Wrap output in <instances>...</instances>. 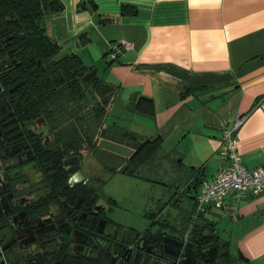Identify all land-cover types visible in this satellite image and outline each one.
Returning a JSON list of instances; mask_svg holds the SVG:
<instances>
[{
    "label": "crops",
    "instance_id": "1",
    "mask_svg": "<svg viewBox=\"0 0 264 264\" xmlns=\"http://www.w3.org/2000/svg\"><path fill=\"white\" fill-rule=\"evenodd\" d=\"M60 1L64 11L43 20L46 32L60 54L79 55L115 88L107 122L116 109L138 121L136 133L157 138L180 173L171 187L192 200L196 229H211L239 264H264V190L228 194L221 208L194 215L201 182L226 164L221 131L237 115L245 116L236 131L243 165L264 166V0Z\"/></svg>",
    "mask_w": 264,
    "mask_h": 264
},
{
    "label": "flooded vegetation",
    "instance_id": "2",
    "mask_svg": "<svg viewBox=\"0 0 264 264\" xmlns=\"http://www.w3.org/2000/svg\"><path fill=\"white\" fill-rule=\"evenodd\" d=\"M14 33L0 24V264L150 260L161 241L115 221L113 199L100 195L102 178L86 171L84 154L73 153L54 113L32 95L23 76L36 69L21 63ZM176 238L203 262L189 237Z\"/></svg>",
    "mask_w": 264,
    "mask_h": 264
},
{
    "label": "trees",
    "instance_id": "3",
    "mask_svg": "<svg viewBox=\"0 0 264 264\" xmlns=\"http://www.w3.org/2000/svg\"><path fill=\"white\" fill-rule=\"evenodd\" d=\"M78 6L95 8V0H80ZM126 10V6H121V15H126ZM63 11L64 4L60 0H0V24L12 33L15 31L11 42L20 51L21 63L33 64L37 73L36 76L28 74L23 78L27 79L32 95H38L40 104L43 103L54 113L55 121L61 124L60 131L68 135L73 153L83 155L84 151L86 154L94 152L99 158L102 149L98 139L111 137L114 141L116 126L107 119L116 91L95 74L83 80L88 69L79 55L60 54V46L47 34L43 20L59 16ZM132 139L131 153L126 157L119 156L124 162L119 171L136 176L134 170L151 160L160 146L157 138L136 136ZM110 169L116 171L115 168ZM198 178L194 174L193 182L196 183ZM146 216L152 221L146 234L149 236L152 233L156 240L161 241L162 236L167 234L163 229L170 228V223L163 222L158 229L150 232L151 226L159 221L153 212ZM196 226L192 221L187 234L190 237L195 233L191 239L194 255L201 257L204 264H217L221 257H230L227 251L222 254L225 244L211 229L206 233V229H196Z\"/></svg>",
    "mask_w": 264,
    "mask_h": 264
},
{
    "label": "rangeland",
    "instance_id": "4",
    "mask_svg": "<svg viewBox=\"0 0 264 264\" xmlns=\"http://www.w3.org/2000/svg\"><path fill=\"white\" fill-rule=\"evenodd\" d=\"M109 119L110 122L114 121L116 126L114 141L111 137L99 138L98 144L102 149L99 158L94 152L86 154L85 151L83 158L86 171L97 173L102 178L101 198L113 199L115 221L125 226L132 225L137 230H144L151 224V219L146 214L153 212L159 223L152 225L150 232L158 229L159 224L169 222L170 228L165 227L163 231L168 235L176 234L187 239L186 234L189 232L187 217L193 203L191 199L180 193L179 188L174 190V187H171L173 186L171 183L175 182L171 181L170 177L175 176V179H178L180 175L174 165V159L158 151L151 160L134 170L136 176L120 172L119 169L124 162L119 156L126 157L131 153L132 137L139 136L142 139L144 137L136 133L138 121L129 120L127 116L121 118L116 109H114V118ZM110 168H115L116 171L113 172ZM190 217L193 219V214H190ZM171 224L176 225L174 227L176 230ZM222 252L224 254V251ZM217 264L239 263L231 257L223 256Z\"/></svg>",
    "mask_w": 264,
    "mask_h": 264
},
{
    "label": "built area",
    "instance_id": "5",
    "mask_svg": "<svg viewBox=\"0 0 264 264\" xmlns=\"http://www.w3.org/2000/svg\"><path fill=\"white\" fill-rule=\"evenodd\" d=\"M121 45L124 49L129 48L128 43ZM244 119V115H237L230 126L222 129L219 155L226 160V164L220 166L211 181L201 183L195 200V217L207 206L221 208L228 194L239 198L246 192L259 193L264 190V166L245 167L237 151L236 131Z\"/></svg>",
    "mask_w": 264,
    "mask_h": 264
},
{
    "label": "water",
    "instance_id": "6",
    "mask_svg": "<svg viewBox=\"0 0 264 264\" xmlns=\"http://www.w3.org/2000/svg\"><path fill=\"white\" fill-rule=\"evenodd\" d=\"M91 68H93V70ZM88 70L89 71L83 76L82 78L83 80L87 79L94 72H96L95 67H89ZM74 159L75 161L78 162L77 157H75ZM157 248L160 251V253L152 254L153 258H151L150 260L149 258L145 257L141 264H176L178 259L182 264H204L203 262H197L194 257L193 258L188 257L186 255L187 248L185 246L184 241L174 236L164 234L161 239V244Z\"/></svg>",
    "mask_w": 264,
    "mask_h": 264
}]
</instances>
